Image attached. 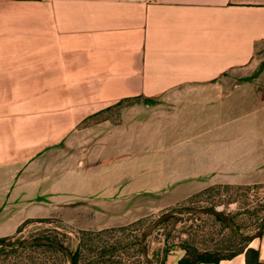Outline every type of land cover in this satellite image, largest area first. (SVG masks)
I'll use <instances>...</instances> for the list:
<instances>
[{"label": "crops", "instance_id": "1", "mask_svg": "<svg viewBox=\"0 0 264 264\" xmlns=\"http://www.w3.org/2000/svg\"><path fill=\"white\" fill-rule=\"evenodd\" d=\"M263 60L264 0H0V238L264 185Z\"/></svg>", "mask_w": 264, "mask_h": 264}, {"label": "rangeland", "instance_id": "2", "mask_svg": "<svg viewBox=\"0 0 264 264\" xmlns=\"http://www.w3.org/2000/svg\"><path fill=\"white\" fill-rule=\"evenodd\" d=\"M264 64V60L262 62ZM218 208L233 214L237 233L222 219L211 213L180 212L163 220L156 229L169 241L165 250L173 245L185 248L194 254L210 252L217 256H229L244 249L248 242L241 235L254 236L264 229V186L213 187L185 204L177 205L128 228L106 231L71 230L43 222L24 227L7 241L19 239L49 238L63 244L70 252L78 254L79 264H147L139 245L133 241L164 212L178 208ZM237 214L234 215V213ZM251 213V214H249ZM155 229V230H156ZM159 232V233H160ZM259 238V237H257ZM254 238V239H257ZM251 242L248 243V245ZM115 248V251H112ZM155 250L149 253L156 264H161L162 254ZM0 264H70L67 255L49 246L0 244Z\"/></svg>", "mask_w": 264, "mask_h": 264}, {"label": "trees", "instance_id": "3", "mask_svg": "<svg viewBox=\"0 0 264 264\" xmlns=\"http://www.w3.org/2000/svg\"><path fill=\"white\" fill-rule=\"evenodd\" d=\"M253 186H259V187H261V186H264V185H253ZM225 187H229V186H225ZM238 187H240V186H238ZM200 194V193H199ZM199 194H197V195H199ZM197 195H195V196H197ZM195 196L193 197V198H191L190 199V201L189 202H191V201H193L194 199H195ZM211 209H218V208H211ZM224 213V212H223ZM215 215V214H214ZM218 218H220V219H222L221 217H219L218 215H216ZM232 219H233V217H232ZM143 220H145V219H141V220H139V221H137V222H135V223H132V224H129V225H126V226H121V227H115V228H109V229H105V230H97V231H99V232H101V231H106V230H110V229H119V228H122V227H128V228H135V230L138 228V227H129V226H132V225H136L137 223H140L141 221H143ZM223 220V219H222ZM230 227V226H229ZM24 227H19V229H18V231H17V233H19V232H21V230L23 229ZM83 231H87V230H83ZM239 231L237 230V233H238ZM16 233V234H17ZM239 234H240V232H239ZM264 235V234H263ZM263 235H261L260 237H262ZM11 237V236H10ZM241 237H243V239H244V241H246V242H251V238H248L247 236H245V235H241ZM140 236H138V238L137 239H134V241H133V244H134V242H136L138 245H139V249H140V251L143 253V251H142V247H141V240H140ZM9 239V237H4V238H0V242L1 243H4V242H7V240ZM47 239H49V238H47ZM49 240H52V239H49ZM52 241H54V240H52ZM54 242H56V243H58V244H60L61 246H64L63 244H61V243H59L58 241H54ZM248 243H247V245H246V247L248 246ZM29 246H49V247H51V248H55L56 250H58L59 252H61V253H63L64 254V252L60 249V248H58L57 246H55V245H52V244H49V243H34V244H30ZM65 247V246H64ZM245 247V248H246ZM66 248V247H65ZM244 248V249H245ZM185 249V248H184ZM244 249H242V250H240V251H243ZM112 251H115V248L112 250ZM168 251V250H167ZM167 251L164 249V256H163V261H162V263L161 264H166V260H165V256H166V253H167ZM185 251H186V253H185V255L180 259V261H179V264H199V263H217V262H219L221 259H223V258H228V257H231V256H233V255H235L236 253H234V254H232V255H229V256H226V257H224V256H217V255H214V254H212V253H210V252H204V253H198V254H194L193 256L191 255V253L190 252H188L186 249H185ZM240 251H238V252H240ZM72 253V252H71ZM73 256H74V263L75 264H79V261H78V254L77 253H73ZM152 261H153V264H156V261L154 260V259H152ZM246 264H260V252H259V250L258 249H255V248H253V247H248L247 249H246Z\"/></svg>", "mask_w": 264, "mask_h": 264}, {"label": "water", "instance_id": "4", "mask_svg": "<svg viewBox=\"0 0 264 264\" xmlns=\"http://www.w3.org/2000/svg\"><path fill=\"white\" fill-rule=\"evenodd\" d=\"M180 212H188V213H211V214H215L218 215L219 217H221L233 230H235L237 232L235 223L232 219V215L230 214H226L221 212L218 209H211V208H202V209H194V208H188V207H178V208H174L171 210H168L166 212H164L163 214H161L150 226H148L142 233L141 235V247H142V251L145 257V261L147 264H153V261L151 259V257L149 256V251H148V247L146 245V240L147 238L155 231V229L159 226V224L165 220L167 217L176 214V213H180ZM264 234V229L263 227L259 230V232L254 235V236H247L248 238H257L260 237L261 235ZM15 243H19L20 245H30V244H34V243H49L52 245L57 246L58 248H60L68 257L70 264H75L74 263V256L73 253H71L67 248H65L64 246H61L60 244L49 240L47 238H40V239H34V240H28V239H19V240H11V241H7L4 243L0 244H5V245H9V244H15Z\"/></svg>", "mask_w": 264, "mask_h": 264}]
</instances>
